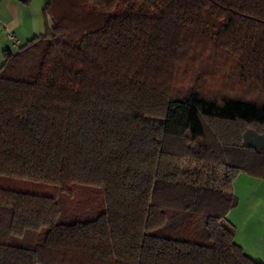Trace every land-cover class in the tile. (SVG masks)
Wrapping results in <instances>:
<instances>
[{
  "label": "trees",
  "instance_id": "16d2710c",
  "mask_svg": "<svg viewBox=\"0 0 264 264\" xmlns=\"http://www.w3.org/2000/svg\"><path fill=\"white\" fill-rule=\"evenodd\" d=\"M88 1L0 66V176L59 192L0 188V264H261L225 218L264 175V0Z\"/></svg>",
  "mask_w": 264,
  "mask_h": 264
},
{
  "label": "crops",
  "instance_id": "0c3cea01",
  "mask_svg": "<svg viewBox=\"0 0 264 264\" xmlns=\"http://www.w3.org/2000/svg\"><path fill=\"white\" fill-rule=\"evenodd\" d=\"M48 0H0V66L7 53L15 54L34 37L46 32L43 7ZM17 40L13 45L6 34ZM236 204L226 215L234 227V241L255 262L264 264V175L237 176L231 185Z\"/></svg>",
  "mask_w": 264,
  "mask_h": 264
},
{
  "label": "rangeland",
  "instance_id": "374dc122",
  "mask_svg": "<svg viewBox=\"0 0 264 264\" xmlns=\"http://www.w3.org/2000/svg\"><path fill=\"white\" fill-rule=\"evenodd\" d=\"M85 8L87 11L91 9L90 2L88 0H85ZM105 15H103V18L105 20ZM102 17H99L98 19L92 18L94 21L103 20ZM89 19V18H88ZM198 47L195 48L198 56V60H201V62L205 63L202 66L208 67L209 62H214L215 58L213 55L215 54H208L207 52L210 51L209 45L205 42H197ZM209 70V69H208ZM207 68L205 69L206 72H208ZM188 69H184L179 80L180 82H183L185 78V75L187 73ZM0 188H6L9 190H14L18 192L38 195V196H48L52 198H57L59 192L58 189L53 187L52 185L43 184L40 182H33V181H26L16 178H9V177H1L0 176ZM91 196L94 197V199H97L100 192L98 190H93V192H90Z\"/></svg>",
  "mask_w": 264,
  "mask_h": 264
},
{
  "label": "water",
  "instance_id": "95a60500",
  "mask_svg": "<svg viewBox=\"0 0 264 264\" xmlns=\"http://www.w3.org/2000/svg\"><path fill=\"white\" fill-rule=\"evenodd\" d=\"M243 145L251 148H264V137L259 135L256 131L252 129H247L243 135L242 140Z\"/></svg>",
  "mask_w": 264,
  "mask_h": 264
},
{
  "label": "built area",
  "instance_id": "2783aa9c",
  "mask_svg": "<svg viewBox=\"0 0 264 264\" xmlns=\"http://www.w3.org/2000/svg\"><path fill=\"white\" fill-rule=\"evenodd\" d=\"M7 35V38L9 39V41L13 44V45H17V40L15 38L14 35H12L11 33L9 34H6Z\"/></svg>",
  "mask_w": 264,
  "mask_h": 264
}]
</instances>
